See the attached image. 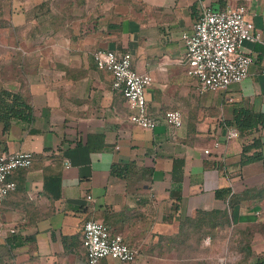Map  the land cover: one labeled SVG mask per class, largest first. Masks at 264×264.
Masks as SVG:
<instances>
[{
	"label": "crops",
	"instance_id": "obj_1",
	"mask_svg": "<svg viewBox=\"0 0 264 264\" xmlns=\"http://www.w3.org/2000/svg\"><path fill=\"white\" fill-rule=\"evenodd\" d=\"M52 1L0 0V89L17 93L0 94V153L32 155L30 167L10 175L16 188L1 208L0 264H83L87 220L105 223L139 251L133 262L102 258L97 264L213 257L222 263L218 247L212 244L205 254L195 232L205 225V212L227 210L232 226L254 223L264 213V199L229 203L233 193L264 188L261 161L238 164L243 144L255 137L264 155V125L226 139L234 109L264 114V48L245 42L252 58L248 76L226 92L201 93L186 74L181 35L191 32L204 5L245 2L247 20L264 33V0H70L69 21L54 32L47 24L55 14ZM97 49L128 51L133 70L152 76L145 90L149 113L180 110L183 125L159 122L149 130L130 123L111 74L93 62ZM13 96L31 120L3 116ZM114 164L129 171L115 175ZM224 188L228 196H218ZM216 241L221 238H210ZM251 246L264 257V235L256 234Z\"/></svg>",
	"mask_w": 264,
	"mask_h": 264
},
{
	"label": "built area",
	"instance_id": "obj_2",
	"mask_svg": "<svg viewBox=\"0 0 264 264\" xmlns=\"http://www.w3.org/2000/svg\"><path fill=\"white\" fill-rule=\"evenodd\" d=\"M247 8L243 4L215 8L204 5L191 32H183L186 74L196 78L198 90L204 92H226L248 76L252 58L243 50L245 42H259L264 48V33L257 30L246 18ZM95 66L112 76V87L120 90L128 106L130 123L143 129L153 130L159 122L173 128L183 125L180 110H166L156 117L149 113L145 90L152 83L148 73L133 70L132 56L128 51L97 49L91 53ZM264 77V66L262 68ZM237 129L230 127L226 139L238 138ZM218 146V142H214ZM208 149L205 153H209ZM32 165L29 152L14 151L0 153V215L4 199L15 190L16 183L10 179L12 172ZM11 233L14 230H10ZM210 238H205L209 245ZM83 264H97L102 258L122 263L133 262L139 251L127 244L120 234H111L108 226L100 221L87 220L82 228Z\"/></svg>",
	"mask_w": 264,
	"mask_h": 264
},
{
	"label": "trees",
	"instance_id": "obj_3",
	"mask_svg": "<svg viewBox=\"0 0 264 264\" xmlns=\"http://www.w3.org/2000/svg\"><path fill=\"white\" fill-rule=\"evenodd\" d=\"M62 2L66 3L63 9ZM50 6L51 9L55 11V14L49 18L47 24L54 32L69 21L68 15L70 12L72 14V12L74 11V2L70 0H55L50 3ZM0 94L17 93H12L7 90L0 89ZM15 103L18 107H15ZM23 105L24 103L20 101L19 96H13L11 106H7L3 109L4 111H6V113H3V116L8 115V117L12 116L28 121L31 120L30 113L28 112V107L25 106L24 108H20ZM226 124L229 127L237 129L239 137H245L253 132L259 131L262 128V126L264 125V114L261 112L250 110L248 108L239 107L234 109L232 117L226 120ZM262 146L263 144L259 136L253 138L251 142L243 144L240 159L238 162L239 166L242 167L255 161H261L262 165L264 166V155L261 149ZM129 168V165L120 167L114 164L111 166V171L115 175L123 176L129 171ZM229 193L230 189L224 188L218 191V196L220 195L221 197H227ZM251 198L264 199V188H253L250 190H246L240 194L233 193L230 196L229 203L230 205L239 204L242 201ZM204 215L207 216L205 225L203 226L202 224H199L196 229L199 232L200 236L208 233L212 237L214 236V239L221 238V241L213 242V245L218 248H220L219 244L224 242L227 238L226 233H228V236H230V238L228 239L227 248L230 249L229 252L237 253V255H239V258L237 259V261H234L233 263L229 262L228 264H260V262L264 258L263 254H260L258 257H256L251 243L253 240L252 237L255 236L258 232V234L264 235V213H262L258 221L247 224L245 226H232L227 210H214L205 212ZM180 264H196V261L189 263L181 262Z\"/></svg>",
	"mask_w": 264,
	"mask_h": 264
},
{
	"label": "rangeland",
	"instance_id": "obj_4",
	"mask_svg": "<svg viewBox=\"0 0 264 264\" xmlns=\"http://www.w3.org/2000/svg\"><path fill=\"white\" fill-rule=\"evenodd\" d=\"M246 8H247V10H248V3L247 2H245L244 4H243ZM262 32V31H261ZM218 93V92H217ZM259 233V232H258ZM257 233V234H258ZM200 237V239H201V247H203V248H206V253L205 254H207V253H211L212 251H213V248H212V242H210L209 243V245H207V244H205L204 243V240H205V238L206 237H208V236H210V238H212V236L211 235H208V236H200V234H199V232L196 230V232H195V237ZM226 236H227V240L225 239V241L224 242H222V243H220L219 244V247L220 248H218V250L221 252V254H222V256H225L226 258H224V260H223V262H222V264H228L229 262L230 263H233L234 261H232V260H229V255H230V253H233V252H229L230 251V249H228L227 248V245H228V239L230 238V236H228V233H226ZM254 237V236H253ZM253 237H252V239H253ZM230 245V244H229ZM200 251V250H199ZM234 255H237V253H233ZM197 255H199L197 252H196V256ZM201 256V255H200ZM202 259V258H201ZM103 260V259H102ZM196 261V264H214V262H215V258L213 257V258H210V259H204V260H200V259H198L197 260V258H196V260H190L189 262H195Z\"/></svg>",
	"mask_w": 264,
	"mask_h": 264
}]
</instances>
